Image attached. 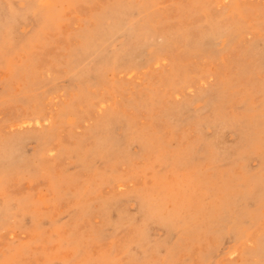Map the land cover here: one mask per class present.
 I'll use <instances>...</instances> for the list:
<instances>
[{
    "label": "rangeland",
    "instance_id": "1",
    "mask_svg": "<svg viewBox=\"0 0 264 264\" xmlns=\"http://www.w3.org/2000/svg\"><path fill=\"white\" fill-rule=\"evenodd\" d=\"M0 264H264V0H0Z\"/></svg>",
    "mask_w": 264,
    "mask_h": 264
}]
</instances>
